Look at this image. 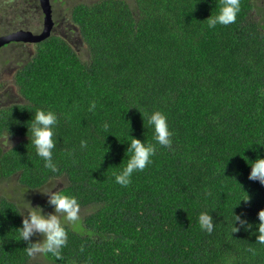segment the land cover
Instances as JSON below:
<instances>
[{
	"label": "trees",
	"instance_id": "trees-1",
	"mask_svg": "<svg viewBox=\"0 0 264 264\" xmlns=\"http://www.w3.org/2000/svg\"><path fill=\"white\" fill-rule=\"evenodd\" d=\"M218 2L80 4L72 19L89 60L52 37L16 73L20 98L0 108V142H18L0 145V184L16 176L22 188L42 190L64 179L59 191L77 197L83 231L69 227L62 259L34 261L15 240L21 208L2 197L0 264H264L251 230L232 233L234 207L253 224L264 209V186L248 179L244 159L264 156V10L241 0L235 23L209 29ZM37 108L59 118L57 173L29 144L26 124ZM156 110L168 118L172 147L157 146L128 186L116 184L113 173L127 161L122 143L130 135L151 141L141 113ZM44 209L53 210L47 202ZM203 211L214 217L211 234L199 227Z\"/></svg>",
	"mask_w": 264,
	"mask_h": 264
},
{
	"label": "clouds",
	"instance_id": "clouds-1",
	"mask_svg": "<svg viewBox=\"0 0 264 264\" xmlns=\"http://www.w3.org/2000/svg\"><path fill=\"white\" fill-rule=\"evenodd\" d=\"M215 7L218 8V11L215 14L212 12L210 17L206 19L209 29H213L217 25L228 26L235 23L241 11V0H219L218 3H215ZM95 108L96 103L93 101L88 110L94 111ZM141 114L143 121L146 117L147 126L152 131V140H141L130 135L127 143H122L127 144L125 150L127 161L118 172L113 173V176L115 183L123 187L131 183L134 173L145 170L152 163V157L156 154L157 146L171 148L173 143V133L170 130L168 118L163 112L156 110L150 114ZM29 121L31 123L26 124L29 144L34 149L35 155L43 162L44 169L57 173L59 168L53 158L57 144L56 128L59 122L57 113L50 109L37 108ZM109 127L107 122L103 124L105 131H108ZM80 148L82 150L88 148L86 140L80 141ZM244 159L251 169L248 179L264 186V156L258 155L255 160L244 156ZM42 193L48 197L47 204L53 210L45 213L43 206L36 205L34 207L30 201H27V205L21 208L18 214L22 217V224L15 229L17 233L15 240L26 242L27 246L24 247V251L29 258L38 255L45 257L50 255L59 260L62 259V250L68 242L69 227L73 231H83L80 216L81 205L76 196L69 195L64 191ZM250 199L247 193L246 197L240 199L238 206L241 202H249ZM234 209L232 233L239 232L241 229L246 232L251 230V234L256 237L255 243L264 246V209L258 211V223L256 224L249 222L246 217L235 214ZM198 224L202 231L211 234L215 228L213 215L208 211L200 212ZM33 237H40V239L33 240ZM249 251L253 254L255 252L252 248H249Z\"/></svg>",
	"mask_w": 264,
	"mask_h": 264
},
{
	"label": "rangeland",
	"instance_id": "rangeland-1",
	"mask_svg": "<svg viewBox=\"0 0 264 264\" xmlns=\"http://www.w3.org/2000/svg\"><path fill=\"white\" fill-rule=\"evenodd\" d=\"M30 0H28L29 2ZM92 0H84V3H90ZM127 3H129L131 6H134V0H125ZM263 0H256V2L259 4L262 10L264 8L261 5V2ZM20 2H23L21 4V8L25 7L27 10L29 9V4L32 5V3H27L26 6L24 5L25 0H20ZM61 4L65 5L67 16V21L69 20L68 17L70 15V8L77 3L74 0H61ZM17 8L12 6L11 4H6L4 0H0V17L4 16L5 19L8 21V25L10 24V27H14L17 22L19 21L17 19ZM28 15H31L30 13ZM264 15L263 12H258L257 16ZM256 16V15H255ZM261 17V18H262ZM7 25V26H8ZM5 27V26H4ZM62 29L58 28L56 30V33H61ZM4 35V34H1ZM0 35V36H1ZM71 46L74 48V50L79 54V56L84 60H89V50L85 43L82 42V39L75 35L70 41ZM17 45H13L10 47H6V49L3 50V53L0 56V61H7L9 64L7 65L6 71L3 74L2 70L0 69V108L3 106L10 105L13 101H19V96L17 95V90L14 85L13 76L15 75L13 72L14 65L10 63V61H16L20 58L19 54L15 51ZM19 49V48H18ZM31 49V48H29ZM18 139L14 138L12 141L2 143L0 142V145L3 144L4 149H9L13 144L17 143ZM66 183V181L62 178H59L57 180L49 181V183L45 186H47L45 189L42 190H36L34 192H29L27 189H24L21 187V185L18 183V178L16 176L12 177L10 180L4 181L3 184H0V198L6 197L12 201L17 202L20 208H23L27 205V201H30L31 204L35 207L36 205H41L45 207V203L47 202L48 197L44 195L42 192L51 193L52 191H59L61 188H63V185ZM51 212V210H46L45 213ZM81 218L83 217V213H80ZM40 239V237H35L34 240ZM41 257V256H37ZM36 261V258L33 259Z\"/></svg>",
	"mask_w": 264,
	"mask_h": 264
},
{
	"label": "flooded vegetation",
	"instance_id": "flooded-vegetation-1",
	"mask_svg": "<svg viewBox=\"0 0 264 264\" xmlns=\"http://www.w3.org/2000/svg\"><path fill=\"white\" fill-rule=\"evenodd\" d=\"M4 1L6 4H11L12 6L18 9L17 19L19 21L14 27H10V24L8 25V22H7L8 20L5 19L4 16H1L0 17V35L1 34L11 35L13 33L26 32V33H32L34 36H39L42 34V32L47 27L51 26L49 27L51 30L50 36L46 40L52 37H60L64 39L65 41H67L68 44L71 46L68 40L70 39V41H72L75 35H78L80 37L79 29L72 19L74 8L80 4L81 5H87V4L94 5L103 0H92L90 3H84L83 2L84 0H74L77 4L70 8V15L68 17L69 19L68 21L66 20L68 14L66 13L65 5L61 4V0H49L51 4V20H49L48 23L46 21V14L42 7L41 0H30L29 2L32 3V5L29 4L28 0H25L24 5L26 6V4L28 3L30 10H27L25 7L21 8V4H23V2H20V0H4ZM29 13L31 15H28ZM58 28L62 29L61 33H56V30ZM4 35H1V36H4ZM43 42L41 43H32V42L10 43L0 49V56L3 53V50L6 49V47L17 45L15 51L19 54L20 58L16 60L15 62L12 60L10 61V63L15 66L13 69V72L16 75V73L22 68V66L26 64L33 56L36 55L37 48ZM8 64L9 63L7 61H0V69L2 70L3 74L5 73ZM15 75L13 76V81H14ZM27 191L34 192L36 190H27Z\"/></svg>",
	"mask_w": 264,
	"mask_h": 264
},
{
	"label": "water",
	"instance_id": "water-1",
	"mask_svg": "<svg viewBox=\"0 0 264 264\" xmlns=\"http://www.w3.org/2000/svg\"><path fill=\"white\" fill-rule=\"evenodd\" d=\"M42 7L46 14L47 23L51 20V4L49 0H41ZM51 27V26H49ZM47 27L41 35L34 36L32 33L18 32L11 35H4L0 37V49L10 43H41L45 41L51 33L50 28Z\"/></svg>",
	"mask_w": 264,
	"mask_h": 264
}]
</instances>
